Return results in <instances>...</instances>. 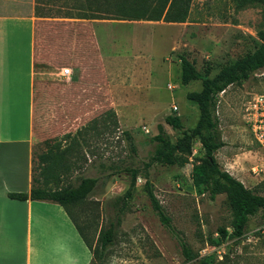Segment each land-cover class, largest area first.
<instances>
[{"label": "rangeland", "instance_id": "1", "mask_svg": "<svg viewBox=\"0 0 264 264\" xmlns=\"http://www.w3.org/2000/svg\"><path fill=\"white\" fill-rule=\"evenodd\" d=\"M48 2L51 6L46 8L52 15H61L71 6L67 0ZM213 2L208 7L195 3L191 19L198 21L181 25L178 46L164 56L171 60L170 64L161 61L167 52L166 39L149 53L150 64L141 63L132 69H107L95 49L82 52L81 46L73 49L69 43L73 39L70 34L80 30L77 22L46 19L37 26L36 44L43 60L44 77L41 148L67 144L74 151L77 163L70 165L68 171L62 168L44 171L45 165L37 160L35 175L39 185L50 188L76 185L83 176L99 177L95 189L83 202L74 207L67 204V208L93 245L97 244L100 230L114 223L115 237L103 250L102 264H202L200 257L213 256L220 261L225 254L226 264H264V236L250 233L262 223L261 210L248 218L242 236L219 241L218 227L229 224L231 212L224 193L211 200L207 192H199L192 184V166L204 158L198 135L190 140V152L183 153L188 158L183 166L154 163L148 171L142 169L157 146L152 138L158 133V126L164 130L162 136L173 143L183 137L180 129L165 122V116H180L188 133L199 119L197 102L187 98V93L200 90L202 80L183 84L177 55L184 54L203 75L208 68L206 75L211 78L223 64L254 51L261 43L258 32L264 29L262 4L235 10L231 2ZM201 7L208 10L204 20L197 13ZM220 14L227 17V22L210 17ZM64 66L72 68L69 79L51 74ZM257 93L264 94V71L218 94L217 126L224 145L215 152V157L221 169L233 165L229 167L231 170L246 174V187L264 195V150L244 121L245 105ZM112 110L117 125L112 119H105ZM71 126L77 128L73 134L75 142L69 140L72 133H64ZM87 128L89 131L83 132ZM123 130L131 137L127 138ZM126 166L142 170L131 198L119 214L120 222L115 223L114 199L127 189L130 181L124 170ZM254 166L262 171L254 173ZM147 177L177 234L198 254L197 258L185 260L178 237L161 223L152 209L143 189ZM76 255L79 258L78 249Z\"/></svg>", "mask_w": 264, "mask_h": 264}, {"label": "crops", "instance_id": "2", "mask_svg": "<svg viewBox=\"0 0 264 264\" xmlns=\"http://www.w3.org/2000/svg\"><path fill=\"white\" fill-rule=\"evenodd\" d=\"M67 1L71 6L66 12L52 15L46 8L51 6L48 0H0V264H89L92 257L60 204L48 200H20L8 195L30 192L33 175L37 178L35 161L43 164L40 156L48 148L62 151L68 147L56 143L54 147L41 148L44 77L43 60L36 44L37 26L46 19L77 22L80 30L71 33L73 39L69 40L73 49L77 46H81L82 52L95 49L107 69H132L141 63L150 64L152 55L149 53L165 39L168 47L161 61L170 64L171 60L164 56L178 46L181 25L188 23L120 18L117 6L136 0ZM204 1L193 0V3ZM207 7L198 8L200 19L204 20ZM91 14L101 17H91ZM210 17L221 21L218 16ZM62 68L51 74L69 79L72 68L69 67V77L60 76ZM76 129L71 126L64 132L72 133L69 140L74 142ZM83 146L85 150V143ZM70 151L62 152L59 159L74 165L76 155ZM232 166L229 164L225 170L245 185L246 174L231 170Z\"/></svg>", "mask_w": 264, "mask_h": 264}, {"label": "trees", "instance_id": "3", "mask_svg": "<svg viewBox=\"0 0 264 264\" xmlns=\"http://www.w3.org/2000/svg\"><path fill=\"white\" fill-rule=\"evenodd\" d=\"M213 0H206L200 5H210ZM226 3L231 2L235 10H240L247 5L258 3L264 6V0H224ZM193 0H136L132 4L118 5L120 18L123 19H146V20H163L166 22H197V19H191L193 10ZM198 5V4H197ZM220 20L227 22V17L223 14L218 15ZM91 17H101L97 14H91ZM261 43L258 47L231 63L223 64L218 72L211 78L207 77L209 69L206 68V74L197 72L192 62L184 55L178 54L177 59L181 65V82L188 84L192 80L201 79L202 88L197 91L187 93V98L196 100L199 109V119L196 127L191 133H188L183 127L180 116L167 115L165 122L172 128L180 129L183 137L173 143L169 138L162 136L163 128L158 126V133L153 136V140L157 142L154 152L150 155L148 161L144 162L143 170L154 163L179 165L183 166L188 162L187 156L190 152V140L194 135H198L204 152V158L193 164L191 170V180L193 186L201 193L207 192L209 199L213 200L216 195L224 193L226 202L231 212V219L228 225L218 227L220 240L227 237H239L242 235L244 227L251 215L257 211L263 212L264 217V195L257 194L252 188L246 187L240 180L233 177L226 170L221 169L215 157V152L224 145L221 133L218 130V117L216 115V103L218 94L232 84H240L246 81L251 75L264 71V29L258 32ZM106 120H113L117 125L118 121L115 112L109 111L106 114ZM127 138L130 134L127 130L122 131ZM56 144H54L55 146ZM53 146V147H54ZM58 147V146H57ZM134 150L133 146L131 147ZM70 147H65L62 151H54L48 148L40 157L44 166V171L51 168L69 169L71 163L61 162L59 155L67 152ZM139 167H128L124 170L129 175L130 181L127 189L114 199L116 208V222H120L119 214L126 207L136 187V181L140 170ZM145 174H147L145 172ZM33 183L29 193H9V197L20 200L37 199L48 200L60 204L67 215L73 221L80 236L91 252V260L89 264H102L100 262L103 257V250L114 240L115 225L109 223L106 229L100 230L97 238V244L93 245L91 241L86 239L85 235L72 218L67 204L75 205L83 202L89 194L95 189L99 177L83 176L76 185L67 184L62 187L50 188L39 185V179L33 175ZM152 209L156 212L159 220L167 228H169L179 239L181 251L185 260L190 261L198 257V254L192 250L190 245L177 234L176 228L172 225L170 217L167 215L164 207L157 199L153 186L146 178L144 187ZM202 264H226L228 256L225 254L223 259L216 261L215 257H200Z\"/></svg>", "mask_w": 264, "mask_h": 264}, {"label": "built area", "instance_id": "4", "mask_svg": "<svg viewBox=\"0 0 264 264\" xmlns=\"http://www.w3.org/2000/svg\"><path fill=\"white\" fill-rule=\"evenodd\" d=\"M70 74L71 69L69 67H63L60 71V76L63 77H69ZM172 108L174 110L177 109L176 106H173ZM244 110V121L254 140L258 143L260 148L264 150V94H254L248 100ZM145 131L148 132V129L145 128ZM252 171L259 174L262 170L261 168L254 166L252 167ZM250 233H253L255 236H264V217L262 218V223L250 231ZM219 257L221 258L222 256L219 255Z\"/></svg>", "mask_w": 264, "mask_h": 264}]
</instances>
